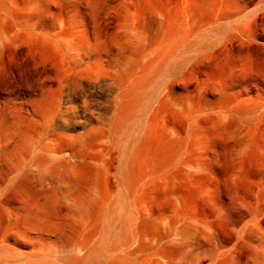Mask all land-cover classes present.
Here are the masks:
<instances>
[{
	"label": "bare ground",
	"instance_id": "obj_1",
	"mask_svg": "<svg viewBox=\"0 0 264 264\" xmlns=\"http://www.w3.org/2000/svg\"><path fill=\"white\" fill-rule=\"evenodd\" d=\"M0 264H264V0H0Z\"/></svg>",
	"mask_w": 264,
	"mask_h": 264
}]
</instances>
